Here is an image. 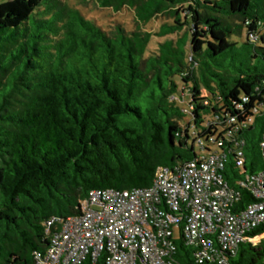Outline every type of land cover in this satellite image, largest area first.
<instances>
[{
	"label": "trees",
	"instance_id": "16d2710c",
	"mask_svg": "<svg viewBox=\"0 0 264 264\" xmlns=\"http://www.w3.org/2000/svg\"><path fill=\"white\" fill-rule=\"evenodd\" d=\"M96 1L133 29L66 0H0V264H37L47 222L80 216L91 191L151 189L214 154L233 213L257 201L243 184L264 174V0ZM183 221L169 259L198 264ZM249 235L229 264H264V223Z\"/></svg>",
	"mask_w": 264,
	"mask_h": 264
},
{
	"label": "built area",
	"instance_id": "2783aa9c",
	"mask_svg": "<svg viewBox=\"0 0 264 264\" xmlns=\"http://www.w3.org/2000/svg\"><path fill=\"white\" fill-rule=\"evenodd\" d=\"M261 147L264 152V135ZM223 168L214 154L176 171L159 169L151 189L91 191L80 216L47 222L48 230L58 227L46 254L36 255L37 264L97 263L102 255L103 264H176L169 259L173 227L183 219L185 243L195 249L198 264H229L225 255L236 256L241 244L262 238L249 233L264 223V174L243 184L257 201L233 213L238 194L223 184ZM163 202L168 211L159 208Z\"/></svg>",
	"mask_w": 264,
	"mask_h": 264
},
{
	"label": "rangeland",
	"instance_id": "374dc122",
	"mask_svg": "<svg viewBox=\"0 0 264 264\" xmlns=\"http://www.w3.org/2000/svg\"><path fill=\"white\" fill-rule=\"evenodd\" d=\"M70 5L78 7L83 14L90 20L95 21L97 24L100 23L103 26L109 28L116 24H121L124 27L133 29L132 27V11L124 9L121 13H114L112 9H104L99 6L96 0H66ZM159 23H154L152 29L158 30ZM212 150L215 147H211ZM175 237L180 240V232L175 231Z\"/></svg>",
	"mask_w": 264,
	"mask_h": 264
}]
</instances>
